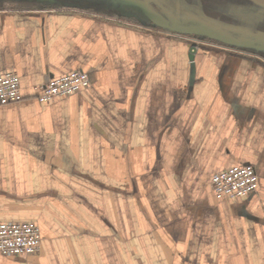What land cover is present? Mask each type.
<instances>
[{"label":"crops","instance_id":"1","mask_svg":"<svg viewBox=\"0 0 264 264\" xmlns=\"http://www.w3.org/2000/svg\"><path fill=\"white\" fill-rule=\"evenodd\" d=\"M192 45L86 10L0 8V73L23 98L0 107V222L42 238L0 264H264V53ZM71 71L90 87L37 102ZM237 165L256 191L216 200L211 176Z\"/></svg>","mask_w":264,"mask_h":264},{"label":"rangeland","instance_id":"2","mask_svg":"<svg viewBox=\"0 0 264 264\" xmlns=\"http://www.w3.org/2000/svg\"><path fill=\"white\" fill-rule=\"evenodd\" d=\"M255 1L258 0H152L151 8L166 16V19L171 18L176 23L181 22V25L190 26L195 21L198 24L205 25L212 31L225 34L231 39L249 36H261L263 38L264 7ZM127 5L124 0H0V8L44 6L54 9H70L71 11L79 9L125 22L151 26V24L143 20L138 22L133 15L137 14V12ZM163 10H166L165 12L167 13H164ZM122 12H128L130 16L128 17L126 13L123 14ZM165 32L173 36L186 38L171 30H166ZM189 39L193 42L190 52L194 54L197 48H201L205 52L210 50L219 51V45L222 48H227L225 44L216 42L213 39L207 40L195 37H189ZM227 50L230 51L232 49L227 48ZM240 50L247 51L248 49L240 48Z\"/></svg>","mask_w":264,"mask_h":264},{"label":"built area","instance_id":"3","mask_svg":"<svg viewBox=\"0 0 264 264\" xmlns=\"http://www.w3.org/2000/svg\"><path fill=\"white\" fill-rule=\"evenodd\" d=\"M90 80L85 73L71 71L34 88L39 104L66 98L87 90ZM19 78L13 72L0 73V107L22 100ZM257 175L247 165L223 169L210 178V189L216 200L248 196L257 189ZM40 229L34 222H0V256H31L41 243Z\"/></svg>","mask_w":264,"mask_h":264},{"label":"water","instance_id":"4","mask_svg":"<svg viewBox=\"0 0 264 264\" xmlns=\"http://www.w3.org/2000/svg\"><path fill=\"white\" fill-rule=\"evenodd\" d=\"M126 4L130 7L137 9L143 17L147 20L151 26L156 27L157 29L164 31H174L176 34L185 37H195L198 39H207V40H216L225 44L226 47L231 48H242L250 49L253 48L256 52H264V39L260 36H249V37H239L231 39L229 36L222 34L220 32H215L206 27L205 25L198 24L194 21V24L191 23L190 26H177L171 27L169 24V19H166L160 13L153 10L146 0H124ZM259 5L264 7V1L258 0L255 1ZM200 23V22H199ZM192 60V56H189Z\"/></svg>","mask_w":264,"mask_h":264},{"label":"flooded vegetation","instance_id":"5","mask_svg":"<svg viewBox=\"0 0 264 264\" xmlns=\"http://www.w3.org/2000/svg\"><path fill=\"white\" fill-rule=\"evenodd\" d=\"M147 2H148V5L151 7V2H152V0H146ZM153 3V2H152ZM128 6V5H127ZM128 7H130V6H128ZM132 8V7H131ZM134 11H136L137 12V14H133L134 16H135V18L138 20V22L139 21H141V20H143V21H146L147 22V20L143 17V15L137 10V9H135V8H132ZM153 9V8H152ZM154 10V9H153ZM164 11V13H167V12H165L166 10H163ZM123 14L124 13H126V15L129 17L130 16V14L128 13V12H122ZM162 15V14H161ZM162 16H164V15H162ZM164 17H166V16H164ZM169 24H171V27H179V26H181V22H179V23H176L173 19H171V18H169ZM174 22V23H173ZM186 22V21H185ZM186 25V24H185ZM187 25H189V24H187ZM264 38V37H263ZM249 50H252V51H255L253 48H250ZM258 52V51H257ZM260 52H262V51H260ZM264 53V52H263Z\"/></svg>","mask_w":264,"mask_h":264}]
</instances>
